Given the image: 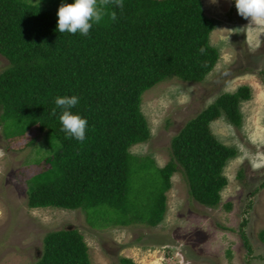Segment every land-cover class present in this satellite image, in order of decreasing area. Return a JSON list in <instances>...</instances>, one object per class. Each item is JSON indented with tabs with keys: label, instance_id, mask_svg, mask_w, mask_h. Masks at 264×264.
<instances>
[{
	"label": "trees",
	"instance_id": "1",
	"mask_svg": "<svg viewBox=\"0 0 264 264\" xmlns=\"http://www.w3.org/2000/svg\"><path fill=\"white\" fill-rule=\"evenodd\" d=\"M74 2L0 0V54L9 61L0 72V126L17 150L44 136L37 154L46 166L28 180V205L82 209L97 227H155L164 219L172 176L181 172L192 198L216 208L237 149L222 143L211 123L224 116L240 126L249 86L220 93L189 119L173 136L164 166L130 151L151 136L144 92L172 77L201 82L219 60L210 42L216 24L203 0H123L122 8L108 6L114 21L105 16L87 35L60 33L59 7ZM73 95L79 101L72 113L88 121L83 142L62 130L55 104ZM35 264L92 263L81 231L64 228L44 236Z\"/></svg>",
	"mask_w": 264,
	"mask_h": 264
},
{
	"label": "rangeland",
	"instance_id": "2",
	"mask_svg": "<svg viewBox=\"0 0 264 264\" xmlns=\"http://www.w3.org/2000/svg\"><path fill=\"white\" fill-rule=\"evenodd\" d=\"M203 5L216 24L210 42L219 60L201 82L172 77L144 92L142 111L151 136L130 151L164 166L173 136L189 119L220 93L249 86L252 96L240 106V126L224 116L211 123L218 139L237 149L224 168L228 184L219 205L210 208L194 200L177 172L164 219L155 227L135 222L97 227L82 209L31 208L28 180L46 166L37 154L44 136L17 150L0 126V264H35L44 236L64 228L81 231L92 264H129L123 258L133 264H264V21L241 17L235 0H203ZM8 63L0 54V72Z\"/></svg>",
	"mask_w": 264,
	"mask_h": 264
},
{
	"label": "clouds",
	"instance_id": "3",
	"mask_svg": "<svg viewBox=\"0 0 264 264\" xmlns=\"http://www.w3.org/2000/svg\"><path fill=\"white\" fill-rule=\"evenodd\" d=\"M213 3L216 0H212ZM123 7V0H75L74 3L61 4L58 10V31L60 33L68 32L87 35L93 24H99L105 16L110 15L114 21L115 11H108V6ZM235 6L238 14L249 20L250 23H259L264 21V0H235ZM225 30V29H221ZM201 52L204 49H200ZM79 98L73 96L57 97L55 104L62 109L59 119L62 124V130L71 138L74 137L80 142L86 138L88 121L79 114H73L72 109L77 105ZM53 116L56 115V108L52 109Z\"/></svg>",
	"mask_w": 264,
	"mask_h": 264
}]
</instances>
